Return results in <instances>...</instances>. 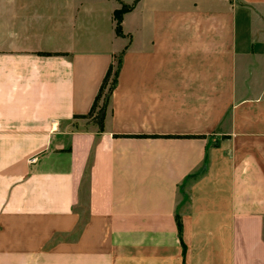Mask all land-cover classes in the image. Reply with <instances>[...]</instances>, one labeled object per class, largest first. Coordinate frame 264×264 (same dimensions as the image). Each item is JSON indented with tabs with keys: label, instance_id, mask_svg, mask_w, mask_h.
I'll list each match as a JSON object with an SVG mask.
<instances>
[{
	"label": "crops",
	"instance_id": "0c3cea01",
	"mask_svg": "<svg viewBox=\"0 0 264 264\" xmlns=\"http://www.w3.org/2000/svg\"><path fill=\"white\" fill-rule=\"evenodd\" d=\"M0 264H264V0H0Z\"/></svg>",
	"mask_w": 264,
	"mask_h": 264
},
{
	"label": "trees",
	"instance_id": "16d2710c",
	"mask_svg": "<svg viewBox=\"0 0 264 264\" xmlns=\"http://www.w3.org/2000/svg\"><path fill=\"white\" fill-rule=\"evenodd\" d=\"M136 5V1L132 4V5H125L123 4L120 10H117L114 12V20H115V33L118 37H122V29H121V22H122V17L124 14H126L127 12H129L130 10L133 9V7ZM121 59H122V54L115 57L114 59V63L112 65H110V67L108 68L106 75L104 77L102 86L98 92V95L95 99L94 105L90 111V113L87 116H76L75 118L77 119H86L89 118L94 110L95 107L97 106V103L100 101V99L102 98L103 92L106 90V88L108 87V85H110V83H112V88L110 90V95L112 93V91L114 90L116 83H117V77L119 75V71L121 68ZM105 108V102H103V107L101 108L98 116V121L99 123L101 122L102 116H103V110Z\"/></svg>",
	"mask_w": 264,
	"mask_h": 264
},
{
	"label": "rangeland",
	"instance_id": "374dc122",
	"mask_svg": "<svg viewBox=\"0 0 264 264\" xmlns=\"http://www.w3.org/2000/svg\"><path fill=\"white\" fill-rule=\"evenodd\" d=\"M126 2H129L130 0H124ZM112 88V83H110V85H108V87L106 88V90L103 92V95H102V100L103 102H105V108H107V105H108V102H109V99H110V90ZM98 124H99V121H97Z\"/></svg>",
	"mask_w": 264,
	"mask_h": 264
}]
</instances>
